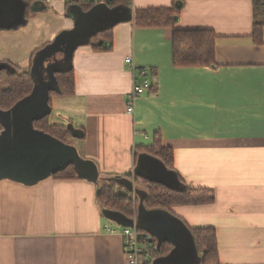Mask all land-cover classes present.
Listing matches in <instances>:
<instances>
[{
	"label": "crops",
	"instance_id": "crops-1",
	"mask_svg": "<svg viewBox=\"0 0 264 264\" xmlns=\"http://www.w3.org/2000/svg\"><path fill=\"white\" fill-rule=\"evenodd\" d=\"M131 5L133 12L178 6L175 27L213 29L216 66H174L172 27H140L133 19L113 23L104 4L33 0L26 22L11 29L23 21L24 3L0 0V63L26 68L42 50L41 68H31L33 93L0 110V144L7 140L11 157L6 170L17 172L8 177L0 171V264H128L121 224L105 217L98 202L105 187L130 198L138 224L159 246L166 244L154 259L175 250L165 238L175 241L177 234L188 245L189 264H201L193 230L213 228L220 264H264V28L262 41L254 42L253 0ZM108 25L111 46L95 48L93 35ZM73 29L92 42L72 51L74 89L65 95L54 78L61 57L43 48ZM127 57L136 69H147L152 85L134 100L131 113L127 95L134 72ZM42 114L67 128L63 141L32 126ZM157 133L173 149L179 180L188 188H211L213 202L140 211L147 186L137 178L135 187V166L148 179L165 174L140 150ZM16 140L29 148L16 147ZM67 165L74 177L53 175Z\"/></svg>",
	"mask_w": 264,
	"mask_h": 264
},
{
	"label": "trees",
	"instance_id": "trees-1",
	"mask_svg": "<svg viewBox=\"0 0 264 264\" xmlns=\"http://www.w3.org/2000/svg\"><path fill=\"white\" fill-rule=\"evenodd\" d=\"M21 1L25 6L24 19L19 22L18 25L11 27V29L17 28L26 22L30 4L33 2V0ZM78 1H81L82 5L87 8L96 3L86 0ZM96 4H104V6H108L112 9L115 18L113 23L121 20L133 19L135 24L140 27H172V62L174 66H216L215 45L218 37L216 32L209 28L186 29L175 27L176 18L180 12L178 6L136 8L133 12L131 0H109L107 2H97ZM253 5L254 22L251 37L254 42L260 43L262 41L264 28V0H253ZM110 35L111 25L97 31L96 34L93 35L94 40H103L107 42L108 45L103 43L97 44V42L93 40V43H96V45L93 46L97 49H108L111 46ZM90 42L92 41L86 38V36L81 35L78 30H65L58 33L55 39L43 48L45 51L50 49L48 56L54 58V56L60 55L61 57L59 59L60 67L56 71L54 77L56 88L59 93L69 95L73 92L72 51L77 46L89 44ZM38 53H42V50L36 51L35 61L37 64L34 61L33 55V58H31V65L26 68H21L5 61L0 63L2 65L0 68L1 111H8L14 108L33 93L35 88V77L31 72V68L32 66L39 68L42 66V62L39 63L38 61ZM32 126L37 131L57 141H63L67 134L66 127L50 124L45 114L35 118L32 121ZM140 150L157 159L162 164L165 174L176 179L181 186V189H175L162 179L150 180L143 176L135 166L134 172L136 174H134L136 175V179L134 182L138 180L137 178H140V182L147 186L143 191V207L140 208V211L144 209H147V211L153 209L170 210L173 206L208 204L214 201V193L211 188H188L179 180V177L174 171L173 149L170 146L162 145L159 133L155 134L152 145L141 148ZM9 167V160L0 158V171L8 177H10L8 175L10 171L6 169ZM53 175L59 178H71L75 176V170L71 165H67L65 168L54 172ZM139 185L140 183L136 182L135 187H139ZM98 202L103 212L105 211L108 215L115 216L121 226L135 225L139 231L144 233L140 235V241L148 243L150 246L155 245L156 249L151 252L153 256L158 255L160 252L167 251L165 243L157 248L156 241L138 225L134 203L130 198L118 194L111 187H105L98 194ZM193 236L197 247L203 252L201 264H220L215 230L213 228L194 229Z\"/></svg>",
	"mask_w": 264,
	"mask_h": 264
},
{
	"label": "built area",
	"instance_id": "built-area-1",
	"mask_svg": "<svg viewBox=\"0 0 264 264\" xmlns=\"http://www.w3.org/2000/svg\"><path fill=\"white\" fill-rule=\"evenodd\" d=\"M92 2H107L109 0H86ZM129 64L130 69L134 72L132 88L127 95V109L126 113H131L133 111L134 100L147 91L151 82L147 77V69L139 68L136 69L132 63L131 58L127 57L125 59ZM120 233L122 235L123 246L126 254V261L128 264H152L154 256L152 251L156 249L155 245L150 246L148 243L140 241V235L144 234L139 231L135 225L133 227L121 226ZM112 231V229H111ZM147 236V235H146Z\"/></svg>",
	"mask_w": 264,
	"mask_h": 264
},
{
	"label": "water",
	"instance_id": "water-1",
	"mask_svg": "<svg viewBox=\"0 0 264 264\" xmlns=\"http://www.w3.org/2000/svg\"><path fill=\"white\" fill-rule=\"evenodd\" d=\"M1 13H2V11H0V14ZM162 175H160V174L155 175V177H152L150 180L162 179L164 182H166L172 188L181 189V186L179 185V183L177 182L176 179H174L173 177H169L166 174H164L163 176ZM103 213H104L105 217H107L108 219L115 220L119 223V221L117 220V218L115 216L108 215L107 213H105V211ZM145 224L149 225V223H145ZM138 225L144 229L143 223H140ZM125 226L133 227L134 225H125ZM161 235L166 236V233L162 232ZM176 237L177 238L175 241L170 240L168 237L165 238V240H167L168 242H171L175 245V250L172 251L169 255L160 256L156 259H153L152 264H186L188 258L190 257L189 251L187 249L188 245H186L184 240L181 239V237L178 236L177 234H176ZM158 247H159V243L157 244V248Z\"/></svg>",
	"mask_w": 264,
	"mask_h": 264
},
{
	"label": "rangeland",
	"instance_id": "rangeland-1",
	"mask_svg": "<svg viewBox=\"0 0 264 264\" xmlns=\"http://www.w3.org/2000/svg\"><path fill=\"white\" fill-rule=\"evenodd\" d=\"M9 145V143L7 142V140H2V143L0 144V149H2L1 151V159H4V160H9V159H11V157L10 156H8V154L6 153V151H7V146ZM15 146L16 147H22V148H29V146H27L24 142L23 143H20V142H18L17 140L15 141ZM27 157V156H26ZM9 169V168H8ZM24 172H26L25 171V168L24 167H22L21 168ZM10 173L13 175V174H15V173H17V172H13V171H10ZM21 175H23V176H27L28 174L27 173H20ZM106 184H111L110 182H106ZM103 185V183H101V185L100 186H102ZM189 259H192V257H189ZM189 260H187V262H186V264H189Z\"/></svg>",
	"mask_w": 264,
	"mask_h": 264
}]
</instances>
